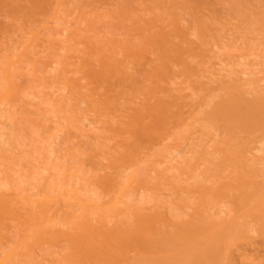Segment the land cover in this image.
I'll return each instance as SVG.
<instances>
[{
	"label": "rangeland",
	"instance_id": "obj_1",
	"mask_svg": "<svg viewBox=\"0 0 264 264\" xmlns=\"http://www.w3.org/2000/svg\"><path fill=\"white\" fill-rule=\"evenodd\" d=\"M62 27L63 30L67 29L66 32L62 33ZM35 31L38 34L33 36ZM184 37L192 41L188 40V46L190 44L189 47L197 55H193V51L187 53L189 47ZM13 53L15 58L20 53L22 56L19 63L14 65L13 70L16 71H11V78L14 76L12 90L15 91L11 104L0 105V109L6 108L5 115L0 118V127L5 126V139L8 141L6 144L0 143V193L9 194V198H17V192L26 196L33 194L32 198H51L67 190L68 194L76 193L85 198L92 193L89 196L92 202H98L101 196L104 200L109 198L107 190L114 189V185L117 189L126 179L134 176L136 181L133 179L134 185L131 186L138 188H129L121 198L125 204L119 203V206L123 209L124 205H141L143 201L146 209L151 206L153 210L160 211L164 221L158 224L165 225L162 232L167 229L165 233L160 231V234L172 233L175 227L174 230L171 227L180 214L181 221L222 219L224 215L228 217L232 213L230 216L236 214V217L239 214L234 209L233 183L238 182L242 174L240 170L247 172L253 167L248 162V153L247 166L245 157H238L243 153L239 154L238 151L245 146V149L248 150L249 146L251 149L259 142L257 140L261 143L264 130L260 126L261 130L254 127L257 126L255 119L263 118L260 124H264V115L239 110V116L244 113L247 116L243 123L249 124L244 126L236 112L229 114L228 118L226 113V116L222 115V109L219 111L221 115L219 109L217 113L215 109L221 108L228 97L242 98L244 95L247 101L252 102V99H256L255 95L261 96L264 91V0H0V90L6 87L2 72L6 65L4 54L11 56ZM240 53H244L243 57ZM49 66L54 69H49ZM206 68L216 71L217 75L210 74ZM206 75H211V80ZM241 84L244 86L237 90ZM166 105L167 110H164L163 106L166 109ZM248 116L252 119H248ZM254 116L257 118L254 119ZM7 117L10 124L4 125ZM235 118L242 126L236 121L237 124L227 121ZM142 123H147L148 130L143 128ZM157 128L161 134L158 130L156 132ZM153 130L155 134L151 141L147 133ZM160 135L161 138L158 137ZM155 136L160 140H154ZM175 147L184 151L170 155L168 151ZM260 147L262 150L254 153L258 158L248 151L257 160L250 161L256 165H253L255 170L251 169L252 173L256 171L259 177H255L264 182V140ZM157 159L167 162L163 164ZM100 167L102 171L98 170ZM103 170L111 175L106 172L109 175L106 176ZM76 173H79L76 175L78 177L73 175ZM101 175L107 179L111 177L108 179L110 183L104 185V180L99 181L97 176ZM140 181H144L143 186L138 185ZM227 181L228 185L231 181L233 185L230 192L232 197H226L230 201L222 200L225 197L219 198V191L216 190L218 185H222L218 182L227 184ZM210 184L216 187L212 186L215 192ZM72 186L77 190L74 188L76 191H73ZM71 189L73 192L70 193ZM57 190L62 192L57 193ZM112 191H109L111 195ZM34 192L41 195L37 197ZM60 199L58 203L52 202V205L57 209L59 206L61 210L49 209L48 212H53L49 213L51 216L39 213L40 221L49 220L52 224L60 217L63 222L54 224L61 225L78 218L73 216L76 211L78 216L81 213H94V210L96 213L93 216L99 213V207L92 209L90 202L85 200H82L84 203L79 201L83 205L72 207L73 211L63 205L66 204L65 201L61 202L63 198ZM16 203L17 200L14 205L18 207L19 203ZM76 207L84 210L87 207V212L83 209L80 212ZM199 208L201 211L197 217L193 212L196 213ZM129 209L126 208L128 212ZM118 210L113 214L106 213L108 218L112 215L111 224H124L121 222L132 216L131 212L128 214L124 210L122 212L127 217L122 216ZM14 211L22 215L25 209L17 208ZM188 212L192 213L188 215ZM3 214L0 213V259L18 245L23 249L18 251L21 252L19 255L16 256V252L12 256L11 264L68 263L64 258L71 251L70 242H50V239L39 242L36 237L29 236L35 224H30L29 228L28 221H21L28 220L26 215L23 218V215L17 217L20 216L17 214L10 219L12 214L10 218L6 217L8 214ZM247 217L249 220L250 217ZM254 217V220L250 218L244 222L247 225L243 223L246 228L242 229V223L237 224L242 221L238 216L240 220H237L234 232L238 233L239 230L242 232L240 234L245 233L248 242L245 241L249 245L245 243L244 246L247 244L246 247L251 248L249 257H254L256 251L257 261L264 264V242L262 246L259 245L261 241L257 243L261 236L256 228L259 222ZM131 223L126 226L131 227ZM261 224L258 229L264 236V225ZM156 227L153 230L162 226ZM28 229L29 232L26 231ZM256 231L258 240L255 238ZM25 236L30 237L33 245L27 254L23 253L29 243ZM18 241L20 243L15 244ZM131 252L130 255L135 254V251ZM156 254L159 255L158 252ZM99 263L108 264L105 260L96 264Z\"/></svg>",
	"mask_w": 264,
	"mask_h": 264
},
{
	"label": "bare ground",
	"instance_id": "obj_2",
	"mask_svg": "<svg viewBox=\"0 0 264 264\" xmlns=\"http://www.w3.org/2000/svg\"><path fill=\"white\" fill-rule=\"evenodd\" d=\"M54 18V17H53ZM50 21V20H49ZM74 23H75V20H74ZM77 23V22H76ZM180 23V22H179ZM66 27V26H65ZM63 28L64 27H62V33H63V31H65L66 32V30H63ZM188 33V32H187ZM36 34H38V31H35L34 32V34H33V36L34 35H36ZM190 34V33H189ZM183 38V37H182ZM185 38H186V40H187V37H184V41H185ZM31 39V38H30ZM188 40H190L189 39V37H188ZM188 40H187V46H188ZM183 41V39H182V42H184ZM191 41V40H190ZM194 42H195V40H193ZM186 42V41H185ZM192 42V41H191ZM190 43V42H189ZM21 45V44H20ZM189 46H190V44H189ZM188 46V47H189ZM192 47H189V50H187L186 49V51H187V53L189 52V51H193V55H197V54H194V50L193 49H191ZM182 50H184L185 51V49H183L182 48ZM210 51V50H209ZM21 53H22V51H20ZM10 53V52H9ZM21 53L19 54V55H17V57L15 58V57H13L15 54L13 53L11 56H8V55H5L4 54V56L6 57V65H4L3 66V69H2V72H3V74H4V78H5V81H6V83H5V85H6V87H4L2 90H0V105H1V103L2 104H11V101H12V98L11 97H13V92H15V91H13L14 90V84H13V81H12V78L14 77H12L11 78V75H13L12 73L13 72H15L16 70H13V68H14V65L16 64V63H19L18 61L21 59L20 57L22 56L21 55ZM189 53H191V52H189ZM196 53V52H195ZM241 54V53H240ZM242 54H244V53H242ZM241 54V55H242ZM246 55H248L247 53H245ZM250 54V53H249ZM21 55V56H20ZM24 55V54H23ZM238 56H239V54H238ZM242 57H243V55H242ZM221 59V58H220ZM245 59V58H244ZM248 59V58H247ZM219 60V59H218ZM222 60V59H221ZM241 61H242V59H241ZM246 61V60H245ZM248 61V60H247ZM246 61V62H247ZM49 62V61H48ZM217 63V62H216ZM238 63V62H237ZM240 63V62H239ZM238 63V64H239ZM50 64V63H49ZM212 64V63H211ZM227 64H229V63H227ZM242 64V63H241ZM244 64H245V62H244ZM249 65H251V64H253V63H248ZM51 65V64H50ZM215 65V64H214ZM240 65V64H239ZM243 65V64H242ZM246 66V65H245ZM207 67V66H206ZM214 68H215V66H214ZM49 69H54L52 66H49ZM220 69V68H219ZM13 70V72L11 73V71ZM208 70H209V68H208ZM207 70V68H206V71H208ZM214 70V69H213ZM217 70V69H216ZM205 71V73H207ZM215 71V70H214ZM220 71V70H219ZM218 71V72H219ZM241 71V70H240ZM209 72H210V74L211 73H213L212 75H217V74H215V72H212V70L210 71L209 70ZM208 72V73H209ZM207 73V74H208ZM244 73V72H243ZM245 73H247V72H245ZM244 73V74H245ZM220 74V73H219ZM218 74V75H219ZM67 76V75H66ZM207 77H209V76H211V75H206ZM64 78V77H63ZM67 78V77H66ZM205 78V77H204ZM69 79V78H68ZM209 79H210V77H209ZM213 79V78H212ZM66 80V79H65ZM70 80V79H69ZM69 80H66V81H69ZM211 80V79H210ZM209 80V81H210ZM69 82H71V81H69ZM241 82V81H240ZM240 82H239V84H240ZM78 83V82H77ZM77 83H75V84H77ZM244 83V82H243ZM73 84V83H72ZM84 84V85H83ZM82 85L83 86H85V83H83ZM241 86H244V84H241V85H239V86H237V90H238V88L239 87H241ZM13 89V90H12ZM61 89V88H60ZM243 89V88H242ZM235 93V92H234ZM264 93V91L262 90V94ZM13 94V95H12ZM235 94H237V92L235 93ZM234 94V95H235ZM261 93H259L258 95H260ZM261 94V96H257V95H255L254 97L256 98V99H252V102H251V100H249V101H247L246 99H245V97H244V95H243V97H244V99H243V97L242 98H238V97H232V99H231V97L229 98L228 96V100H224V104H223V106L220 108V106L219 105H216V106H219L218 108H216V107H214V108H216L215 110H216V112L215 113H217V109H219L218 110V113H219V111L221 110V112L223 113H219L220 115L222 114V115H225L224 113H226V115L228 116L229 114H232V112L233 113H235L236 112V116L239 114H237V112L240 110H244V111H246L247 113H249V114H256V112L257 113H259V115H261V116H263L264 114V96ZM241 95V94H240ZM239 94H238V96H240ZM257 96V97H256ZM248 97V96H247ZM253 97V98H254ZM260 99H259V98ZM85 99V98H84ZM85 101V100H84ZM227 101V102H226ZM80 102H83V100H80ZM226 102V103H225ZM166 103H168V101H166ZM219 102L217 101V104H218ZM223 103V102H222ZM213 108V109H214ZM163 109L164 110H167V105H166V109H165V106H163ZM225 112H224V111ZM162 111V110H161ZM214 111V110H213ZM263 111V112H262ZM185 111L183 110V113H184ZM5 113H6V108H1L0 109V118L1 117H3L4 115H5ZM261 113V114H260ZM174 114V113H173ZM220 115H218L219 117H220ZM225 115V116H226ZM235 115V114H234ZM241 115L244 117H242L241 118ZM116 116V115H115ZM120 116V115H119ZM245 113H244V115L243 114H240V116L238 115V119H239V121H242L241 123L242 124H244L243 123V120L244 119H246L245 118ZM118 117V116H117ZM121 117H123V116H121ZM247 117V116H246ZM249 117V116H248ZM119 118V117H118ZM117 118V119H118ZM183 118V117H182ZM228 118H229V116H228ZM227 117L225 118V119H228ZM231 118V117H230ZM251 117H249L248 119H250ZM254 119L255 118H257L256 116H254L253 117ZM259 118V117H258ZM165 119V118H164ZM236 119V118H235ZM235 119H229V120H227V121H232V122H234V121H236V122H238L239 124H240V122L239 121H237V119L235 120ZM242 119V120H241ZM252 119V118H251ZM6 120V119H5ZM120 120V119H119ZM256 120V121H255ZM255 120H252L253 122L255 121V123H257V128L256 127H254V129H259V130H261L260 129V127L262 128V130H264V124H260V123H262V121L261 120H263V118L261 119V118H259V119H255ZM257 120H260L259 121V123L257 122ZM245 121V120H244ZM121 122H123V121H121ZM236 122H234V123H236ZM246 122V121H245ZM264 122V121H263ZM252 123V122H251ZM250 123V124H251ZM254 123V124H255ZM6 124H10V120H8V117H7V122L6 123H4V125H6ZM147 124V123H146ZM146 124H144L143 125V123H142V126H143V128L144 129H146V130H148L147 129V125ZM237 124V123H236ZM246 124H249L248 122L246 123ZM246 124H244V126H246ZM254 124H252V125H254ZM241 125V124H240ZM242 126V125H241ZM260 126V127H259ZM4 127L5 126H1L0 127V143H2V144H6L8 141H6V139H5V134H6V130L4 129ZM248 127H251L250 125L248 126ZM247 129V128H246ZM248 129H250V128H248ZM158 128L156 129V132L158 133V131H160V130H158ZM162 132L160 131V133L159 134H161ZM263 133H264V131H263ZM148 134H150V135H152V136H149ZM153 134H155V131L153 130V132H151V133H147V136L148 137H150V139H151V137H153ZM167 135V134H166ZM164 136V135H163ZM158 137H160L161 138V135L160 136H158ZM157 137V139H156V136H155V138H154V140L156 139V140H160V138H158ZM190 137V136H189ZM264 137V136H263ZM188 138V137H187ZM153 139V138H152ZM152 139H151V141H152ZM260 139V138H259ZM121 141L123 140V139H120ZM119 140V141H120ZM263 140H264V138H263ZM262 140V141H263ZM150 141V142H151ZM257 141H259L260 142V140H257ZM262 141H261V143H259V142H257L255 145H252L251 146V149H250V146L249 147H247V148H249L248 150H250L253 154L254 153H257V152H260L262 149H261V144H262ZM184 142V141H183ZM254 142H256V141H254ZM253 142V143H254ZM153 143H155V142H153ZM175 144V143H174ZM185 144V143H184ZM260 144V146H258ZM174 146V145H173ZM172 146V147H173ZM209 146V145H208ZM260 147V148H259ZM243 148V147H242ZM241 148V149H242ZM245 148H246V146H245ZM243 149V150H241L240 148V150L242 151H238V153L239 154H241V153H243V154H241V155H239L238 157H245V159H246V162H245V164L248 166V162H249V164L250 165H252V167L254 168V170H255V167L254 166H256V165H254L255 163H253V164H251L252 162H250L252 159L254 160V162L255 161H257L256 159H254L256 156H255V154H254V158L252 157V153H249V151L247 150V149ZM173 150L172 151H168V153L171 155L172 153L174 154V155H178L179 153H181V152H183L184 150H183V148H177V147H175V148H172ZM261 149V150H260ZM183 150V151H182ZM230 150V149H229ZM244 150H245V152H244ZM248 152H247V151ZM255 150V151H254ZM52 151V150H51ZM237 152V151H236ZM248 153V162H247V158H246V154ZM169 154H167V155H169ZM172 154V155H173ZM252 154V155H251ZM165 155V154H164ZM234 156L235 157H237V155H235L234 154ZM251 156V157H250ZM166 157V156H165ZM164 157V158H165ZM168 158V157H167ZM170 158V157H169ZM172 158H174V156H172ZM171 158V159H172ZM251 158V159H250ZM256 158H258V156L256 157ZM238 159V158H237ZM245 159H242V160H244L245 161ZM159 160V162L160 163H163L164 164V162L166 161V160H164V162H161L160 161V159H157V161ZM170 160V159H169ZM173 160V159H172ZM172 160H170V161H172ZM236 160V159H235ZM233 161H234V159H233ZM232 161V162H233ZM167 162V161H166ZM165 162V163H166ZM160 163H158V164H160ZM235 163H236V161H235ZM155 164V163H154ZM197 164V163H196ZM239 165V164H238ZM241 165V164H240ZM254 165V166H253ZM158 166H160V165H158ZM245 166V165H244ZM241 167H243V166H241ZM246 167V166H245ZM251 167V166H250ZM154 168H157V166H154ZM235 168H236V166H235ZM234 168V169H235ZM253 168H250L249 170H248V168H246L245 170L248 172H244L243 170H240L239 171V173L240 172H242V174H240V177L238 178V182L237 183H233V185H232V181L230 182V184L228 185V181L226 182L227 184H225V182L223 183V182H218V184L219 183H221L222 185H218L217 187V189H216V187L215 186H213L214 185V182H215V180H212V181H214L213 183H212V181H211V183L213 184V185H211V190H213L214 188H212V186L213 187H215V189L217 190V191H219L218 192V196H219V198H222V197H225V198H222V200H225L226 199V197H232V195H231V190H232V188L234 187V189H235V191H234V189H233V192H234V196H233V199H234V201H235V203L236 204H234V205H236V206H234V209H235V213H239L236 217L234 216V215H236V214H233V216L231 217L230 215L232 214H227L228 215V217H226L225 215V217L223 218L222 216V219H220V218H212V219H207V218H205V219H200V218H195V220L196 221H191L190 219H188V221L186 220L185 221V219H182V221H181V219H179V217L181 216V214H180V216L177 218V220L175 221L174 220V223L173 222H171V223H173V226H172V224H171V228L173 229L174 227H175V230L174 231H171L172 233H169V232H167V233H169V235H166V234H160V231L161 230H163L165 227V225L163 226L162 224H158V223H161L160 221L161 220H163L164 221V215L162 216L161 214L162 213H160V211L159 212H157L158 210H153V208H150L151 206H149V208L152 210H150L149 208L148 209H146L143 205H146V204H143V201H142V204H141V201L139 202L141 205H139L137 202H135V203H137V205H129V204H127V205H124L125 204V202H124V200L122 201L121 200V198L124 196V194H125V192H128L129 190V188H130V190H131V188H132V184L134 185V180L136 181V179H134L133 177L134 176H132V177H130L129 179H124L125 180V183H121L120 185L121 186H117L118 188L116 189V185H114V184H116V183H114V184H112V186L114 187V189L112 188V190L111 189H109V190H107L108 192H106V195H107V197H109V198H107V199H105L104 200V198L103 199H101L102 198V196L100 197V201H95V202H92V198H90L89 196L92 194H90L89 196H88V194L86 195L87 196V198H85V197H81L80 195L78 196V195H73L71 192H73V191H76L77 190V188L76 187H74V186H72L73 187V191H72V189L71 190H69L70 191V193L71 194H68V191L66 190L65 192H62V190H61V192L62 193H64V194H67V195H63L61 192H60V190H57V191H59V192H57V193H61V195H54V196H51V198H48V197H41V198H32V197H34V195L33 194H31V195H28V196H26V195H24L22 192H13V193H16L18 196H16L17 198H14L13 196H10L11 198H9V194L8 195H4L2 192L0 193V213L2 214V213H4L3 215H5V214H8V215H6V217L7 218H10L9 217V215H11L12 217L10 218V219H14L15 218V215H17V214H19L20 215V213H18L19 211H14V209H17V208H21V210L23 211L24 209H25V212L23 211L22 213H24V214H22L23 215V218H25V215H26V218L28 219V220H21V221H23V223H25V221L27 222H29L27 225L29 226V228H31L30 227V224H32V225H34L35 224V226L36 227H33V229H32V231H31V233H30V237H36L37 239H39L38 241L39 242H44V241H41V240H49L50 242H55V240H61V241H63V242H70V248L69 249H71V251L69 250V254L67 253V256L66 257H69V259L67 260L66 259V257L64 258L65 259V262H68V263H65V264H96L98 261H101V260H105V261H107L108 262V264H262V262H259V261H257V256H256V251H255V255H254V257L252 256V257H249V255L251 254V248L250 249H248V247H246V245L248 244L247 242H248V240H246L245 239V237H244V234L242 235V234H240V233H242V232H239V230H237L238 231V233L237 232H234V226H237L236 225V223H237V220H240V219H238V216H240V218H241V220L243 221H239L237 224L239 225L240 223H242V225L244 226L242 229H245L246 227H245V225H247V224H245L246 223V221H249L250 220V218H251V220H254L253 219V216H255V217H257V221L259 222L258 223V226L256 225V228L258 227V228H260V222H262V224L261 225H264V182H262V181H260L261 179L260 178H256L255 176H257V177H259V174L258 173H255L256 171H254L253 173H255V174H253L252 173V170H253ZM102 169H103V167H102ZM233 169V168H232ZM252 169V170H251ZM99 171H102L101 170V167L98 169ZM256 170H257V168H256ZM104 172H105V174H106V172H108V171H106V170H103ZM104 172H103V174H104ZM229 172V171H228ZM237 172V171H236ZM236 172H234V173H236ZM258 172H260L259 170H258ZM238 173V174H239ZM243 173H245V174H243ZM79 174V173H78ZM77 173L76 174H73V175H75V177H78V176H76V175H78ZM99 174H102L101 172L99 173ZM108 174H110V172H108ZM108 174H106V176H109ZM134 174V173H133ZM228 174V173H227ZM231 174V173H230ZM230 174H229V176H230ZM248 174V175H247ZM257 174V175H256ZM111 175V174H110ZM225 175L226 174H224V176L223 177H225ZM234 175V174H233ZM232 175V176H233ZM244 175V176H243ZM245 175H247V176H245ZM106 176L105 175H101V176H97V178H98V180L99 181H101L104 185H105V183L107 184L108 183V179L109 178H111V177H109L108 179L106 178ZM115 176V175H114ZM229 176H226L227 178L229 177ZM80 177V176H79ZM101 177V178H100ZM115 177H117V176H115ZM221 176H219L218 177V180H219V178H220ZM222 177V179H225V178H223ZM231 177V176H230ZM80 178H82V177H80ZM80 178H77V179H80ZM233 178H235V177H233ZM258 179V180H256V179ZM115 179V178H114ZM134 179V180H133ZM222 179H220V180H222ZM106 181V182H105ZM110 181L111 180H109V183H110ZM119 181H121V180H118V182ZM225 181H226V179H225ZM235 181V180H234ZM237 181V180H236ZM235 181V182H236ZM141 182V181H140ZM144 182V181H143ZM143 182H141L140 184H138L139 186L140 185H142L143 186ZM108 183V184H109ZM216 183V182H215ZM224 184V185H223ZM74 185V184H73ZM118 185V184H117ZM187 185V184H186ZM189 185V184H188ZM209 185V186H210ZM215 185H217V184H215ZM107 186V185H106ZM131 186V187H130ZM141 186V187H142ZM205 185H203V187H204ZM206 186H207V184H206ZM205 186V188H206V190H207V187ZM223 186V187H222ZM233 186V187H232ZM71 187V188H72ZM137 186H134L133 188H136ZM74 188L76 189V190H74ZM132 188V189H133ZM138 188V187H137ZM178 188V187H177ZM204 188V189H205ZM220 188V190H218ZM61 189V188H60ZM70 189V188H69ZM200 189V188H199ZM209 189V188H208ZM214 189V192L216 191ZM115 190V191H114ZM128 190V191H127ZM237 190V191H236ZM78 191H79V189H78ZM109 191H112V195L110 194L111 192H109ZM113 192H116V193H114V195H113ZM21 193H22V195H21ZM107 193H109V195H111V196H109ZM20 194V195H19ZM34 194H35V192H34ZM51 194V193H50ZM217 194V192L215 193V195ZM36 196L38 195V193L37 194H35ZM41 195V194H40ZM40 195H38V196H40ZM42 195H44L45 196V194H42ZM49 195V194H48ZM48 195H46V196H48ZM35 196V197H36ZM37 196V197H38ZM62 196V197H61ZM82 196H84V194L82 195ZM105 196V195H104ZM103 196V197H104ZM217 196V195H216ZM88 197L91 199H88ZM92 197V196H91ZM127 197V196H126ZM129 197V196H128ZM127 197V198H128ZM215 197V196H214ZM230 197V198H231ZM61 198V199H60ZM62 198H63V201H61V202H64L65 201V203L66 204H63V205H65V206H68V208H72V207H75V205H77V204H80V205H83V204H81L80 202H82V200H85L86 202H90L89 204L91 205V206H89L90 208L91 207H93L92 209H94V207H99L98 209H99V213H98V215H96V217L95 216H93L92 214H94V213H96V211L94 210V213H91V214H87V213H81L82 215L80 216H78L77 215V211H76V213L74 214L73 212V214L71 213V215H73V216H76V217H78V218H76L75 220H73V221H71V222H64V224L62 223L61 225L60 224H58V223H56V225L54 224L55 222H59L60 221V217L59 216H61V215H59L58 217L60 218H56L57 219V221H55V220H53L54 221V223L53 222H51L52 224H50V222H49V220H46L45 222H42V220L40 221L39 220V218H38V214L39 213H43V215L45 216H48L49 215V213L50 214H53V212H51V211H49L48 212V210L50 209H52V211H53V209H57V208H53V203L52 202H59V199L60 200H62ZM95 198V197H94ZM97 199H99V198H97ZM129 199V198H128ZM204 199V198H203ZM228 199V198H227ZM225 200V201H228V200ZM232 199V200H233ZM15 200H17V203H19V205H18V207H17V205L15 206L14 205V201ZM96 200V199H95ZM103 200V201H102ZM134 199H132V201H133ZM199 200V199H198ZM202 200V199H201ZM206 200V199H205ZM219 200H221V199H219ZM231 200V201H232ZM80 201V202H79ZM84 201V202H85ZM208 201V200H207ZM230 201V200H229ZM60 202V203H61ZM79 202V203H78ZM84 202H82V203H84ZM124 202V207H123V209L121 208V206H119V203H123ZM233 202V201H232ZM231 202V203H232ZM16 203V204H17ZM91 203H93V204H91ZM127 203V202H126ZM206 203V202H205ZM186 204V203H185ZM199 204V203H198ZM208 204V203H207ZM206 204V205H207ZM74 205V206H73ZM86 205V204H85ZM115 205H118L117 207L119 208V210H118V208H116L115 207ZM200 205H201V203H200ZM203 205V204H202ZM64 206V207H65ZM125 206H126V208L128 207H130V209H129V212L126 210V208H125ZM147 206V205H146ZM183 206V205H182ZM182 206H181V208H182ZM185 206H187V205H185ZM194 206V205H193ZM204 206H205V204H204ZM15 207V208H14ZM17 207V208H16ZM51 207V208H50ZM58 207V209L59 210H61L60 208H59V206H57ZM84 207V206H83ZM115 207V208H114ZM200 207V206H199ZM236 207V208H235ZM67 208V207H66ZM77 208V207H76ZM81 208V207H80ZM85 208V207H84ZM84 208H82L83 209V211L85 212H87V207H86V209L84 210ZM114 208V209H113ZM161 208V207H160ZM196 208H198V207H196ZM57 209V211H59ZM73 209V208H72ZM78 209V208H77ZM76 209V210H77ZM82 209H78V211H82ZM116 209V210H115ZM194 209V208H193ZM200 209V208H199ZM207 209V208H206ZM118 210V212H120V213H122L121 215L122 216H125L126 215V217H127V214H124V212H122L123 210L124 211H127L128 212V214L131 212V214L130 215H132L131 216V218L130 219H128V217L126 218L127 219V221H126V219H125V217H123L122 218V220H124L125 219V222L123 221V222H121V223H124V224H111V219L110 218H112V215L111 216H109V214H113L115 211H117ZM163 209L161 208V211H162ZM195 210V209H194ZM197 210V209H196ZM209 210V209H208ZM238 210V211H237ZM13 211H14V213H13ZM65 211V210H64ZM67 211H69V210H67ZM72 211V210H71ZM73 211H74V209H73ZM80 211V212H81ZM200 211H201V209L199 210V211H196V213H194L193 212V214L195 215H197V214H200ZM233 210H231V212H232ZM16 212V213H15ZM48 212V214H46ZM111 212V213H110ZM127 212H125V213H127ZM163 212V211H162ZM204 212V211H203ZM45 213V214H44ZM57 213V212H56ZM55 213V214H56ZM68 213V212H67ZM106 213H109L108 214V216H109V218L107 217V214ZM168 213H170V212H168ZM192 213V212H191ZM191 213H189L188 212V215L189 214H191ZM207 213V212H206ZM116 214H118V213H115L114 215H116ZM173 214V213H172ZM186 214V213H185ZM22 215H20V216H17V217H21ZM65 215V214H64ZM70 215V214H69ZM89 215V216H88ZM92 215V216H91ZM95 215V214H94ZM130 215H129V217H130ZM171 215V214H170ZM175 215V214H174ZM183 215V214H182ZM195 215V216H196ZM221 214H219V216H220ZM49 216H51V215H49ZM66 216V215H65ZM67 216H68V214H67ZM91 216V217H90ZM118 216V215H117ZM122 216H119V217H122ZM187 216V215H186ZM204 216V215H203ZM202 216V217H203ZM212 216H213V214H212ZM245 216V218L243 219V217ZM247 216H249L250 218H249V220H247L248 219V217ZM95 217V218H94ZM114 217V216H113ZM163 217V218H162ZM175 217H176V215H175ZM193 217V216H192ZM197 217H199L198 215H197ZM206 217V216H205ZM211 217V216H210ZM254 217V218H255ZM63 218H65L64 216H63ZM63 218H62V220H63ZM173 218H174V216H173ZM173 218H171L172 220H173ZM182 218H183V216H182ZM186 218V217H185ZM204 218V217H203ZM230 218V219H229ZM237 218V219H236ZM247 218V219H246ZM18 219V218H17ZM119 219V218H118ZM132 219V221L131 222H133V223H131L129 220H131ZM170 219V220H171ZM191 219H193V218H191ZM217 219V220H216ZM246 219V220H245ZM258 219H260V221L258 220ZM112 220H113V218H112ZM115 220H116V217H115ZM121 220V219H120ZM180 220V221H179ZM184 220V221H183ZM227 220V221H226ZM117 221V220H116ZM256 220L254 221L255 223L257 222ZM31 222V223H30ZM60 222H63V221H60ZM59 222V223H60ZM118 222V221H117ZM128 224H127V223ZM245 222V223H244ZM66 223H68V224H66ZM130 223L132 224L131 225V227H127L126 226V224L127 225H130ZM156 223V224H155ZM162 223H164V222H162ZM245 225H244V224ZM253 223V222H252ZM252 223H250L251 225H252ZM54 224V225H53ZM228 224V225H227ZM249 224V225H250ZM122 225V226H121ZM155 225V226H154ZM156 225H157V227L158 226H162V227H160V228H158V229H160V230H156V233H155V230H153V228H155L156 227ZM242 225H240V227H242ZM253 225H254V223H253ZM228 228H227V227ZM156 227V228H157ZM164 227V228H163ZM167 227H168V225H167ZM255 227V226H254ZM162 228V229H161ZM251 228V227H250ZM255 228V229H256ZM257 228V231H260L259 233H260V236L261 237H259L258 235V232L256 231L255 233H257V234H255V238L258 240V237H259V239H261V240H258L257 241V243L259 244V242L261 243V244H259V245H261L262 246V243L264 242V240H262V239H264V236L263 235H261V229H258ZM264 226H262V230L264 231ZM171 229V230H172ZM237 229H239V227L237 228ZM255 229H254V231H255ZM29 230L30 229H28V230H26L27 232H29ZM165 230H167V229H165ZM165 230H164V232H162L161 231V233H165ZM250 230H252V229H250ZM159 231V232H158ZM235 231H236V229H235ZM243 231V230H242ZM248 231V230H247ZM25 232V231H24ZM158 232V233H157ZM244 232V231H243ZM251 232V231H250ZM22 233V232H21ZM236 233H237V235H236ZM158 234H160V235H158ZM263 234V233H262ZM21 235V234H20ZM26 235V234H25ZM235 235V236H234ZM256 235H257V237H256ZM232 236H233V239H232ZM263 236V237H262ZM21 237V236H20ZM24 237V236H23ZM26 237V236H25ZM30 237L29 238H27L26 237V239L28 240L29 239V243H31V245H29V243L26 245L25 244V246H27L26 247V251H24L23 253L24 254H27L29 251H28V249H30V248H32V240H31V242H30ZM247 238V237H246ZM254 238V237H253ZM254 238V239H255ZM23 240V239H22ZM24 240H25V238H24ZM54 240V241H53ZM247 242H246V241ZM19 241H20V239H19ZM17 242V243H15V244H19L20 242ZM48 241V242H49ZM61 241H58V242H61ZM236 243H235V242ZM263 241V242H262ZM23 242V241H22ZM21 242V243H22ZM25 242V241H24ZM28 242V241H27ZM47 242V241H46ZM37 243V242H36ZM245 243H247L245 246H244V244ZM249 243H251V242H249ZM256 243V242H255ZM22 244H24V243H22ZM21 244V245H22ZM20 245V246H21ZM233 245V246H232ZM243 245V246H242ZM249 245V244H248ZM18 246V245H17ZM16 246V248H15V246H14V249H11L10 251L11 252H9V253H7V254H5L1 259H0V264H11L10 263V260H12L13 259V255L16 253V256L17 255H19L18 253H21V252H18V251H21V249H23L22 248V246L21 247H17ZM24 245H23V247H25ZM264 246V245H263ZM232 247L234 248V249H232ZM235 247H237V248H235ZM18 248H20V250H18ZM152 249H155L157 252H158V254L159 255H157L156 253H155V251H153ZM236 249V250H235ZM135 251V254L134 255H130V252L131 251ZM250 251L249 253H247L246 251ZM257 250V249H256ZM152 251L155 253V255H154V253L152 254ZM258 251V250H257ZM4 253H6V252H4ZM3 253V254H4ZM22 253V254H23ZM132 253V252H131ZM150 253H151V255H150ZM262 253V252H261ZM2 255V254H1ZM154 255V256H153ZM253 255V254H252ZM151 256H153V259H152V257ZM156 256V257H155ZM158 256V257H157ZM12 257V258H11ZM41 257H43V256H41ZM35 258V257H34ZM156 258V259H155ZM62 259V258H61ZM63 259V260H64ZM63 260H60V261H63ZM259 260V259H258ZM54 261V260H53ZM69 261H71V262H69ZM104 262V261H103ZM62 263V262H61ZM102 263V262H101ZM101 263H99V264H101ZM106 263V262H105ZM62 264H64V261H63V263Z\"/></svg>",
	"mask_w": 264,
	"mask_h": 264
}]
</instances>
